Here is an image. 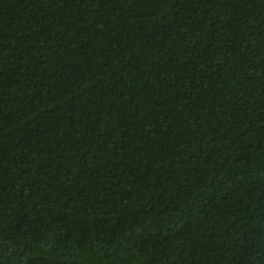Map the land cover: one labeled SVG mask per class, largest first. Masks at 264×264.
I'll return each instance as SVG.
<instances>
[{"label": "trees", "instance_id": "16d2710c", "mask_svg": "<svg viewBox=\"0 0 264 264\" xmlns=\"http://www.w3.org/2000/svg\"><path fill=\"white\" fill-rule=\"evenodd\" d=\"M0 264H264V0H0Z\"/></svg>", "mask_w": 264, "mask_h": 264}]
</instances>
